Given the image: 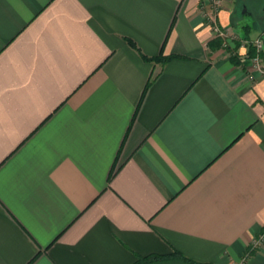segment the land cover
<instances>
[{"label":"crops","instance_id":"obj_1","mask_svg":"<svg viewBox=\"0 0 264 264\" xmlns=\"http://www.w3.org/2000/svg\"><path fill=\"white\" fill-rule=\"evenodd\" d=\"M202 4L0 0V264H264L261 31Z\"/></svg>","mask_w":264,"mask_h":264},{"label":"built area","instance_id":"obj_2","mask_svg":"<svg viewBox=\"0 0 264 264\" xmlns=\"http://www.w3.org/2000/svg\"><path fill=\"white\" fill-rule=\"evenodd\" d=\"M202 17L206 19L207 23L212 27V30L216 37L227 39V34L220 30L217 25L215 16L221 6V0H203L202 4ZM234 41L239 42L241 47L248 48L251 46L253 48V56L251 62L254 68L261 74L264 78V65H263V55H264V44L261 40V37H258L252 42H247L244 39H240L238 36H232ZM227 43L223 44V47L226 48ZM258 244V243H257Z\"/></svg>","mask_w":264,"mask_h":264},{"label":"trees","instance_id":"obj_3","mask_svg":"<svg viewBox=\"0 0 264 264\" xmlns=\"http://www.w3.org/2000/svg\"><path fill=\"white\" fill-rule=\"evenodd\" d=\"M259 29H260V31L261 32H264V19H263V22L261 23V25H259V27H258ZM221 43H222V40L221 39H217V40H215V44H217V45H221ZM131 44V43H130ZM238 43H236V45H237ZM132 45V44H131ZM253 48L251 47V46H249V48H248V52H247V54L246 55H244V56H251V55H253ZM232 53V56L231 57H233V55H235V53L234 52H231ZM231 55V54H230ZM264 56V55H263ZM173 58H175V57H166V58H164V57H160V58H156V59H152V60H148V59H145L146 61H158V62H162V63H164V62H167V61H169V60H171V59H173ZM151 81H149L148 83H147V85H149V83H150ZM159 258H156V257H150V258H145V259H143L142 261H138L136 264H147V263H150V262H153V261H156V260H158Z\"/></svg>","mask_w":264,"mask_h":264},{"label":"rangeland","instance_id":"obj_4","mask_svg":"<svg viewBox=\"0 0 264 264\" xmlns=\"http://www.w3.org/2000/svg\"><path fill=\"white\" fill-rule=\"evenodd\" d=\"M235 2V7H234V4H233V8H235V11L237 12V14L240 16L241 19H245V20H248L249 18V15L247 13H249L250 11H248V9H245L244 11L243 10H240L238 7H237V3H236V0H234ZM257 16V20H256V23H255V26L256 27H259V25H261V23L263 22V19H264V13H260V12H256V14H253L251 19H254L255 17ZM241 29V27H239ZM216 36V35H215ZM255 35L250 32V38H253ZM224 43H227L228 46L226 47L227 49H231V46H233V41H230V42H224ZM236 43V42H235ZM234 43V44H235ZM223 47V46H222ZM224 48V47H223ZM225 49V48H224Z\"/></svg>","mask_w":264,"mask_h":264},{"label":"flooded vegetation","instance_id":"obj_5","mask_svg":"<svg viewBox=\"0 0 264 264\" xmlns=\"http://www.w3.org/2000/svg\"><path fill=\"white\" fill-rule=\"evenodd\" d=\"M237 3V7L240 10H245L248 9V11H250L249 13H247L249 16H252L253 14H256V12H254V10L252 9V4L250 3L249 0H236ZM260 13H264V9L259 11Z\"/></svg>","mask_w":264,"mask_h":264},{"label":"water","instance_id":"obj_6","mask_svg":"<svg viewBox=\"0 0 264 264\" xmlns=\"http://www.w3.org/2000/svg\"><path fill=\"white\" fill-rule=\"evenodd\" d=\"M252 4V9L254 12H259L264 9V0H249ZM261 40L264 44V32H261ZM263 65H264V56H263Z\"/></svg>","mask_w":264,"mask_h":264},{"label":"clouds","instance_id":"obj_7","mask_svg":"<svg viewBox=\"0 0 264 264\" xmlns=\"http://www.w3.org/2000/svg\"><path fill=\"white\" fill-rule=\"evenodd\" d=\"M222 15L225 17V21H226L227 16H228L229 14H228V13H224V14H222ZM224 26H227L226 22H225ZM209 32H210V29H205V33H209ZM246 52H247V49L244 48V47H241V48L239 49V55H240V56H244V55H246ZM251 135L253 136V138L256 140L257 143L260 142L259 137L256 136L255 133H251Z\"/></svg>","mask_w":264,"mask_h":264}]
</instances>
